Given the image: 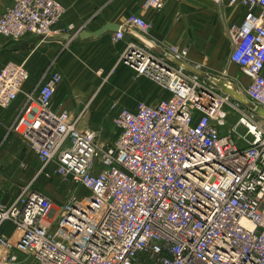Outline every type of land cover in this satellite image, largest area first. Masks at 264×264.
<instances>
[{
    "label": "built area",
    "instance_id": "1",
    "mask_svg": "<svg viewBox=\"0 0 264 264\" xmlns=\"http://www.w3.org/2000/svg\"><path fill=\"white\" fill-rule=\"evenodd\" d=\"M217 6L224 0H209ZM163 0H144L142 10H160ZM247 9L230 24V62L248 82L240 87L264 110V0H228ZM58 0H11L0 14V36L45 39L77 31L61 26ZM149 22L132 13L113 33L146 37ZM69 42V41H68ZM166 57L135 42L119 61L150 78L163 93L154 103L122 107L112 116L111 145L99 132L79 129L80 117L53 109L61 82L27 95L24 114L11 129L52 172L80 185L56 209L49 196L20 187L9 205L0 203V224L10 221L16 237L0 233V264H264V122L212 83L172 64L186 61L187 45L164 48ZM22 64L0 68V108H8L27 80ZM227 108V109H225ZM235 113L233 138L222 132Z\"/></svg>",
    "mask_w": 264,
    "mask_h": 264
},
{
    "label": "crops",
    "instance_id": "2",
    "mask_svg": "<svg viewBox=\"0 0 264 264\" xmlns=\"http://www.w3.org/2000/svg\"><path fill=\"white\" fill-rule=\"evenodd\" d=\"M58 1L65 9L60 25H72L77 31L73 38L74 32L50 39L28 35L18 41L0 36V68L11 61L23 63L28 71V79L15 101L6 109L0 108V203L4 205L14 201L20 187L33 184L40 164L26 147L22 135L10 128L22 113L27 95L35 97L38 88L49 82L54 72L60 74L61 82L52 99L53 109L65 111L71 118L80 117L83 121L80 128L97 126V121L108 118L106 109L118 100L112 101L108 96L96 98V83H152L120 64L119 58L127 44L142 45L135 39L133 30L125 31L119 41L113 40L112 31L85 39L79 36L82 31H94L106 23L122 26L130 14H140L150 24L148 39L163 48L187 44V63L210 76L224 75L240 87L248 82L229 60L231 44L227 35L230 24L244 19L245 7H229L228 0L220 6L209 0H163L160 10L143 11L144 0ZM10 3L11 0H0V14ZM145 96L146 91L134 87L130 94L132 103L127 107L132 109L144 102L141 99ZM226 112L228 118L230 112ZM0 233L16 237L10 221L0 224Z\"/></svg>",
    "mask_w": 264,
    "mask_h": 264
},
{
    "label": "rangeland",
    "instance_id": "3",
    "mask_svg": "<svg viewBox=\"0 0 264 264\" xmlns=\"http://www.w3.org/2000/svg\"><path fill=\"white\" fill-rule=\"evenodd\" d=\"M3 37V36H1ZM6 38V37H4ZM8 39V38H7ZM12 41H18V40H12ZM138 46H143L137 43ZM177 45H187V44H177ZM188 46V45H187ZM188 52H189V47H188ZM22 64L23 63H18ZM120 64H123L122 61H120ZM124 65V64H123ZM127 69L131 71V73L142 77L143 79H146L149 82L152 83H96L94 88L98 90L96 92L97 97H102V96H108L112 98L113 100L118 99L114 103H110V106L106 110H108V118L102 121H97V126H86L80 128V124L83 122L82 120L78 121V127L79 129H84V128H92L94 130H97L99 132V138L98 142H100L103 145L106 144H112L116 138L117 135V130L115 126L113 125L112 122V116L118 111V109L122 107H127L130 105V94L132 93V89L136 86L139 87L140 90L146 91V96H148L143 100L147 104L154 103L156 102L160 97L163 96V93L160 91V88L157 86L156 83H154L150 78L139 75L137 72H135L134 69H132L130 66H126ZM26 69V67L24 66ZM27 70V69H26ZM28 72V71H27ZM212 76V75H211ZM212 77H217L216 75ZM28 79V77H27ZM209 82V81H208ZM133 85V87H131ZM130 93V94H129ZM28 98L26 97V103H27ZM138 100H140L138 98ZM128 108V107H127ZM227 109V108H226ZM24 114V109L22 113L19 115L21 117ZM113 114V115H112ZM18 117V118H19ZM237 121V115L235 113L230 112V116L226 119L225 126L221 128L222 132H231L232 137L236 138L237 136L244 134V128L241 126H237L234 128V125ZM264 124V122H262ZM14 124V123H13ZM12 124V125H13ZM11 129V128H10ZM12 130V129H11ZM14 131V130H12ZM17 133H20L18 131H14ZM37 157V156H36ZM39 161V159L37 158ZM39 167L37 170V173L35 174L34 181L32 187L43 192L47 196H49L52 200V204L56 209H59L61 205H63L67 199L68 196L72 194H77L81 195L85 193V190L77 184H74L72 181L69 180H63L60 176L54 175L50 173L49 176H45L44 174L48 172H52L54 170V165H50L49 167H46L44 170L42 169V164L39 161ZM60 204V205H59Z\"/></svg>",
    "mask_w": 264,
    "mask_h": 264
},
{
    "label": "water",
    "instance_id": "4",
    "mask_svg": "<svg viewBox=\"0 0 264 264\" xmlns=\"http://www.w3.org/2000/svg\"><path fill=\"white\" fill-rule=\"evenodd\" d=\"M120 26L112 23H106L99 27L97 30L94 31H82L80 33V37L82 39L94 37L97 38L101 36L102 34L106 32H116ZM127 31V30H126ZM133 35L135 39L140 42L143 46H145L147 49L151 51H155L160 55H163L166 57L165 50L163 47L155 43L154 41L148 39L147 37L137 33L136 31H133ZM137 44V43H136ZM170 62L174 63L175 65L198 75L201 80L209 81L212 83L216 88L220 90L221 93L227 95L233 100L238 101L241 103L244 107L247 109L253 111L256 115L260 116L262 119H264V110L256 107L252 101H250L243 93L242 89L239 87V85L229 79H227L224 75H220L219 77H212L207 72L202 71L199 67L193 66L187 62L179 61L174 58H170Z\"/></svg>",
    "mask_w": 264,
    "mask_h": 264
}]
</instances>
